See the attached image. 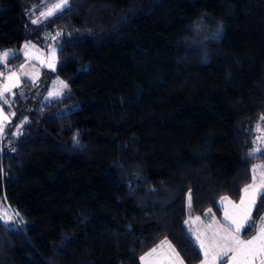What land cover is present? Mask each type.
Returning a JSON list of instances; mask_svg holds the SVG:
<instances>
[{
    "label": "trees",
    "instance_id": "obj_1",
    "mask_svg": "<svg viewBox=\"0 0 264 264\" xmlns=\"http://www.w3.org/2000/svg\"><path fill=\"white\" fill-rule=\"evenodd\" d=\"M57 2L0 0V49L56 42L50 71L68 84L29 109L17 92L28 118L0 149V204L16 216L0 217V264H141L165 239L199 264L187 217L221 216L264 163L250 156L264 0H69L32 22Z\"/></svg>",
    "mask_w": 264,
    "mask_h": 264
},
{
    "label": "snow or ice",
    "instance_id": "obj_2",
    "mask_svg": "<svg viewBox=\"0 0 264 264\" xmlns=\"http://www.w3.org/2000/svg\"><path fill=\"white\" fill-rule=\"evenodd\" d=\"M68 5L69 0H59L52 8L41 13V16H52L54 11H61ZM32 22L37 23L36 20ZM28 47L29 45H25V48ZM25 55L28 54L25 53ZM8 60V52L0 53V64L6 67ZM54 63L55 49L52 52V59L48 63V67L54 70ZM0 77H4V73L0 72ZM60 83L62 87L67 88V85L62 81ZM20 85V75L9 69L4 82L0 84V101L3 104H7L8 99L5 94L12 93L13 89L20 87ZM55 95L59 96L61 93L57 92ZM7 120L8 116L4 115V110L0 107V132L3 131L4 122ZM261 120L264 121V116L261 117ZM257 131L261 135L256 137V146L250 156L261 154L260 158H264V148L261 147V144H264V128L258 126ZM252 173V181L242 189L243 194L238 204L227 196L221 198L223 224L215 219L214 214L208 217L207 213L205 214L208 219L206 224L201 220L200 216L193 218L190 215L186 221V224L190 225L189 231L192 232L195 238V244L198 245L199 250L203 253L202 264H264V218H260L261 222L256 234L249 239L242 238V233H245V229L251 231L257 228L252 212L258 197L264 198V171H261L258 177L256 168L252 169ZM192 202V194L189 191L187 197L189 209L192 208ZM261 209H264V201L261 203ZM208 213H212V209H208ZM197 222H199L200 227H191ZM139 259L141 264H185L180 253L167 239L140 256Z\"/></svg>",
    "mask_w": 264,
    "mask_h": 264
},
{
    "label": "rangeland",
    "instance_id": "obj_3",
    "mask_svg": "<svg viewBox=\"0 0 264 264\" xmlns=\"http://www.w3.org/2000/svg\"><path fill=\"white\" fill-rule=\"evenodd\" d=\"M52 7L53 5L50 8ZM48 17H44L40 15L37 18H35V20L37 22H41V21L46 20ZM25 45H29V47L25 48ZM51 46L55 47L56 42L44 41L43 43H37L33 41H27V42H24L19 47L0 49V53H3V52L9 53V60H8L7 66L5 67L4 65L0 64V72L4 73V77H0V84L4 82L5 77L8 75L9 69L17 72L21 78L20 87L14 88L12 93L5 94L7 96L8 103L3 104V102L0 101V107L3 108L4 115L8 116V120L4 122L3 131L0 132V149L2 148L3 142L8 143L12 137L18 135L22 131L24 124L28 118L25 116V118L23 119L22 118L17 119L20 117L18 115V112H19V109H21V106L19 104L20 98H17L18 97L17 92L20 91L21 97L25 101V103L23 104L26 109L31 108L39 99H42L45 102H52L54 100L61 99L66 94V91L68 89L67 82L64 79H62L60 76L52 75L51 71L48 68H46L50 58H52L50 57V54H51L50 51L51 49H53V47L51 48ZM25 53H27L28 55H25ZM18 55H21L23 60H20V61L17 60ZM13 59H15L13 63H17L16 66H13L12 63H10L11 60ZM16 61H19V62H16ZM24 80H30L33 83V88L31 89L26 88L23 85ZM61 81L67 85V88L62 87L60 83ZM57 92H60L61 95L59 96L55 95V93ZM6 108H8V110H6ZM253 168L257 169L256 175L258 177L260 172L264 171V163L257 162L253 165L252 169ZM252 177H253V173H252ZM187 197H188V194H187ZM229 198L233 202L237 204L239 203V200H234L231 197ZM258 199H257V202H258ZM219 206L222 208L221 216H219L215 211L212 210V213H209L208 217H211L212 214H214L215 219L219 221L221 224H223L224 223L223 207L221 205V199L219 201ZM256 206H257V203H256ZM256 206L253 209L252 216H254ZM186 209L190 213V209L188 208V205H187V198H186ZM189 216L187 217L186 221L188 220ZM196 216H192V217L194 218ZM0 217H2L5 222H11L12 220L16 219L14 212L12 211L11 207L8 206L7 204L5 205L0 204ZM260 218H264V213L260 216ZM260 218L256 222L257 228L254 230L252 235L256 234L259 228V225L261 222ZM201 220L204 221L205 224L208 222V219L206 218V216L201 217ZM186 226L189 231L190 225L186 224ZM191 227L198 228L200 227V224L199 222H197L195 225H191ZM246 230L247 229H245V231ZM189 233L194 238V236L192 235V232L189 231ZM242 238L249 239V238L244 237V233H242ZM202 261H203V253H202V260L199 264H202Z\"/></svg>",
    "mask_w": 264,
    "mask_h": 264
},
{
    "label": "water",
    "instance_id": "obj_4",
    "mask_svg": "<svg viewBox=\"0 0 264 264\" xmlns=\"http://www.w3.org/2000/svg\"><path fill=\"white\" fill-rule=\"evenodd\" d=\"M51 59H52V58H50L49 62L51 61ZM49 62H48V63H49ZM46 68H48L49 70H53L52 68L48 67V64H47ZM55 68H56V59H55V63H54V70H55Z\"/></svg>",
    "mask_w": 264,
    "mask_h": 264
}]
</instances>
